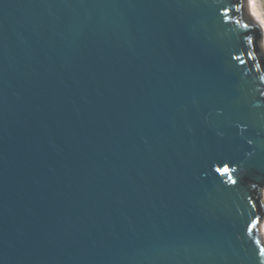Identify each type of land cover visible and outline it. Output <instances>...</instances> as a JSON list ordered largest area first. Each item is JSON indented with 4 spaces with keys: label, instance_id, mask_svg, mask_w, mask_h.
Instances as JSON below:
<instances>
[{
    "label": "water",
    "instance_id": "1",
    "mask_svg": "<svg viewBox=\"0 0 264 264\" xmlns=\"http://www.w3.org/2000/svg\"><path fill=\"white\" fill-rule=\"evenodd\" d=\"M221 5L0 0V264H256L264 29Z\"/></svg>",
    "mask_w": 264,
    "mask_h": 264
},
{
    "label": "snow or ice",
    "instance_id": "2",
    "mask_svg": "<svg viewBox=\"0 0 264 264\" xmlns=\"http://www.w3.org/2000/svg\"><path fill=\"white\" fill-rule=\"evenodd\" d=\"M257 5L262 6L261 10L258 11ZM223 12L221 14V18L224 20L231 21V17L235 12L241 13V15L244 14L245 10H247L252 17H254L259 24L264 27V0H230V6L224 7ZM236 24H241L240 20L235 21ZM244 29H249L250 25L249 23H244L241 25ZM245 39L247 40V43L250 45L254 44V41L251 37L245 36ZM245 55L249 58L252 57V53L250 51H246ZM231 59L234 61H237L239 64L243 65L246 63L245 59L242 58L240 55H231ZM262 80H264V76L260 77ZM258 92L261 96H264V88L258 89ZM240 125H238L239 127ZM245 130V126L242 129V131ZM251 143V141H249ZM213 159H210L209 161H212ZM223 163V161H221ZM235 170L230 166V163H223L222 167H216L215 172L219 173L221 176L228 175L229 173H233ZM229 182L232 185H237L239 183L238 179L233 178V176H228ZM258 226V220L251 219L250 216V222L246 224V234L249 238H251V242L254 245V255L256 258V264H264V243H262L260 240L255 239L253 236L254 230Z\"/></svg>",
    "mask_w": 264,
    "mask_h": 264
},
{
    "label": "rangeland",
    "instance_id": "3",
    "mask_svg": "<svg viewBox=\"0 0 264 264\" xmlns=\"http://www.w3.org/2000/svg\"><path fill=\"white\" fill-rule=\"evenodd\" d=\"M261 7L260 5H257V9L258 11L261 10ZM263 28V27H262ZM264 29V28H263ZM263 201H264V194H263ZM264 226V222L262 223V226H261V231H262V227Z\"/></svg>",
    "mask_w": 264,
    "mask_h": 264
},
{
    "label": "bare ground",
    "instance_id": "4",
    "mask_svg": "<svg viewBox=\"0 0 264 264\" xmlns=\"http://www.w3.org/2000/svg\"><path fill=\"white\" fill-rule=\"evenodd\" d=\"M263 28H264V27H263ZM263 46H264V44H263ZM261 234H262V236H263V239H264V226L262 227Z\"/></svg>",
    "mask_w": 264,
    "mask_h": 264
}]
</instances>
